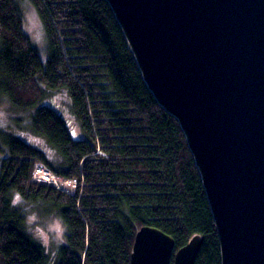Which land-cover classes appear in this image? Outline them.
Here are the masks:
<instances>
[{
    "label": "trees",
    "instance_id": "16d2710c",
    "mask_svg": "<svg viewBox=\"0 0 264 264\" xmlns=\"http://www.w3.org/2000/svg\"><path fill=\"white\" fill-rule=\"evenodd\" d=\"M43 26L47 58L24 29L23 4ZM64 90L82 136L56 109L39 104L44 89ZM30 107L29 128L59 158L0 130V264H48L24 231L20 191L40 214L68 226L57 264H129L144 225L173 237L175 251L200 234L195 264H221L217 228L178 121L144 82L106 0H0V99ZM20 119H16V122ZM42 163L73 192L33 179Z\"/></svg>",
    "mask_w": 264,
    "mask_h": 264
},
{
    "label": "water",
    "instance_id": "95a60500",
    "mask_svg": "<svg viewBox=\"0 0 264 264\" xmlns=\"http://www.w3.org/2000/svg\"><path fill=\"white\" fill-rule=\"evenodd\" d=\"M142 78L179 123L217 228L221 264H264V0H106ZM144 225L129 264H195Z\"/></svg>",
    "mask_w": 264,
    "mask_h": 264
},
{
    "label": "rangeland",
    "instance_id": "374dc122",
    "mask_svg": "<svg viewBox=\"0 0 264 264\" xmlns=\"http://www.w3.org/2000/svg\"><path fill=\"white\" fill-rule=\"evenodd\" d=\"M23 16H24V29L26 33L29 35L32 44L38 48L42 61L45 62L47 58V42H46L44 29L34 7L28 2H25L23 4ZM39 104H46L48 106H51L54 109H56L59 113H61V115L66 120V124L73 138L77 139L82 136L78 122L76 121V119L74 118L71 112L68 95L64 90H50L48 88H45L42 99L38 102V105ZM0 105L6 106V111L9 116L8 125L4 129L10 131L13 134H16L17 136L21 137L31 145L41 148L50 157H52L55 162L59 160V158H57L54 155V153L49 149V147L46 145L44 139L40 136L35 135L30 130L28 125L29 116L31 112L30 107L16 106L12 104L6 96H1ZM16 119H20V121L16 122ZM4 129H0V130H4ZM66 186L70 189L72 188V190L70 191L73 192L74 186H72L71 184H66ZM27 203L30 205H34V203H30V202ZM36 208L37 207L35 206V210H37ZM40 215L42 217H47L52 214L49 215L40 214Z\"/></svg>",
    "mask_w": 264,
    "mask_h": 264
},
{
    "label": "clouds",
    "instance_id": "9594fccd",
    "mask_svg": "<svg viewBox=\"0 0 264 264\" xmlns=\"http://www.w3.org/2000/svg\"><path fill=\"white\" fill-rule=\"evenodd\" d=\"M9 116L6 106L0 105V129L8 125ZM11 206L20 208L24 216L25 233L42 249L48 257V264H57V253L62 245L67 243L68 226L63 217L52 214L42 217L35 210L34 205L26 202L25 197L20 191H16L11 197Z\"/></svg>",
    "mask_w": 264,
    "mask_h": 264
},
{
    "label": "built area",
    "instance_id": "2783aa9c",
    "mask_svg": "<svg viewBox=\"0 0 264 264\" xmlns=\"http://www.w3.org/2000/svg\"><path fill=\"white\" fill-rule=\"evenodd\" d=\"M33 179L52 184L57 188L67 190L68 192H71L70 190H72V188H68L66 184H71L72 186L75 184V180L60 178L42 163L35 164L33 169Z\"/></svg>",
    "mask_w": 264,
    "mask_h": 264
},
{
    "label": "snow or ice",
    "instance_id": "6c2138e0",
    "mask_svg": "<svg viewBox=\"0 0 264 264\" xmlns=\"http://www.w3.org/2000/svg\"><path fill=\"white\" fill-rule=\"evenodd\" d=\"M74 135H75V133H74Z\"/></svg>",
    "mask_w": 264,
    "mask_h": 264
}]
</instances>
